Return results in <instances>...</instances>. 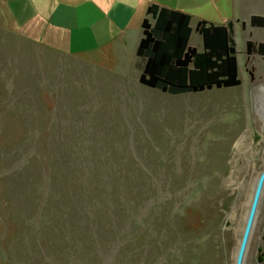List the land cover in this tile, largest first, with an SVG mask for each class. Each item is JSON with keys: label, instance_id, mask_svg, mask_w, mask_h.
<instances>
[{"label": "rangeland", "instance_id": "374dc122", "mask_svg": "<svg viewBox=\"0 0 264 264\" xmlns=\"http://www.w3.org/2000/svg\"><path fill=\"white\" fill-rule=\"evenodd\" d=\"M235 4L240 84L169 94L134 54L112 73L25 39L0 0V264H235L264 168V0ZM243 264H264V185Z\"/></svg>", "mask_w": 264, "mask_h": 264}, {"label": "crops", "instance_id": "0c3cea01", "mask_svg": "<svg viewBox=\"0 0 264 264\" xmlns=\"http://www.w3.org/2000/svg\"><path fill=\"white\" fill-rule=\"evenodd\" d=\"M236 0H3L14 29L25 39L80 61L97 60L112 73L136 56L141 23L150 4L191 15L190 43L198 20L215 24L242 21ZM229 7L230 11H227ZM244 27V28H245ZM200 45L203 48L202 38ZM137 57V56H136ZM96 62V61H95ZM126 63V64H125ZM140 76V75H139Z\"/></svg>", "mask_w": 264, "mask_h": 264}, {"label": "trees", "instance_id": "16d2710c", "mask_svg": "<svg viewBox=\"0 0 264 264\" xmlns=\"http://www.w3.org/2000/svg\"><path fill=\"white\" fill-rule=\"evenodd\" d=\"M191 15L150 4L141 23L136 56L142 59L139 83L169 94L203 91L240 84L232 22L200 19L195 30L203 49L189 45ZM252 27H264V16L252 14ZM244 27V22H242ZM264 54V44L246 41V54Z\"/></svg>", "mask_w": 264, "mask_h": 264}, {"label": "water", "instance_id": "95a60500", "mask_svg": "<svg viewBox=\"0 0 264 264\" xmlns=\"http://www.w3.org/2000/svg\"><path fill=\"white\" fill-rule=\"evenodd\" d=\"M263 185H264V168L261 170V172L259 173L256 179V183L254 186L250 206L247 212L242 236H241L238 249L236 252L235 264H243L245 249H246L248 238H249L251 228L253 225V221H254V217L256 214V210H257V206H258V202L260 199Z\"/></svg>", "mask_w": 264, "mask_h": 264}]
</instances>
